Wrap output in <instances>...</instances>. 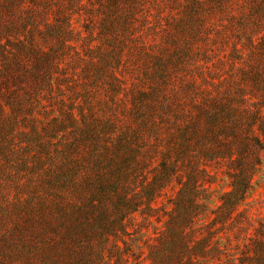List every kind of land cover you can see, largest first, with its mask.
<instances>
[{
	"label": "rangeland",
	"instance_id": "1",
	"mask_svg": "<svg viewBox=\"0 0 264 264\" xmlns=\"http://www.w3.org/2000/svg\"><path fill=\"white\" fill-rule=\"evenodd\" d=\"M0 264H264V0H0Z\"/></svg>",
	"mask_w": 264,
	"mask_h": 264
}]
</instances>
